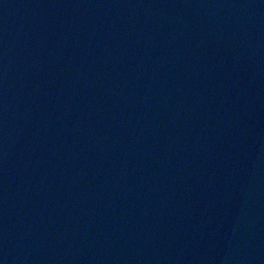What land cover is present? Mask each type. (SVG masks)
Segmentation results:
<instances>
[{
  "label": "water",
  "instance_id": "1",
  "mask_svg": "<svg viewBox=\"0 0 264 264\" xmlns=\"http://www.w3.org/2000/svg\"><path fill=\"white\" fill-rule=\"evenodd\" d=\"M0 264H264V0H0Z\"/></svg>",
  "mask_w": 264,
  "mask_h": 264
}]
</instances>
